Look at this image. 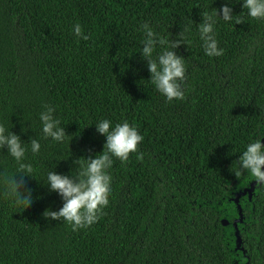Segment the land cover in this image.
<instances>
[{
	"label": "trees",
	"instance_id": "16d2710c",
	"mask_svg": "<svg viewBox=\"0 0 264 264\" xmlns=\"http://www.w3.org/2000/svg\"><path fill=\"white\" fill-rule=\"evenodd\" d=\"M225 2L0 0V123L24 141L34 176L21 187L32 203L17 205L4 182L19 164L0 149V264H264V186L239 199L241 249L234 226V198L254 182L235 175L238 158L264 136V19L232 0L233 18L215 27L224 53L209 57L197 23ZM145 22L170 39L189 29L190 43L176 49L185 60L183 99L166 100L149 81L139 53ZM76 23L89 39L74 35ZM45 105L68 134L63 142L43 136ZM102 119L128 121L143 140L127 161L112 158L108 205L73 231L43 216L63 203L47 172L78 176L77 160L103 150ZM31 138L41 144L36 154Z\"/></svg>",
	"mask_w": 264,
	"mask_h": 264
},
{
	"label": "clouds",
	"instance_id": "9594fccd",
	"mask_svg": "<svg viewBox=\"0 0 264 264\" xmlns=\"http://www.w3.org/2000/svg\"><path fill=\"white\" fill-rule=\"evenodd\" d=\"M231 3L232 0H226L219 9L214 8L212 11L200 13L201 20L197 23L199 39L205 54L209 57H218L224 53V49L218 47L215 27L218 18L225 21L233 18ZM242 8L247 10L249 17L264 19V0H242ZM138 30L143 33L139 53L147 61L149 81L166 100L183 99L185 60L183 56L177 54L176 49L181 44L190 43L185 35L189 29L185 28L177 33L176 39L160 35L147 22ZM72 32L78 38L89 39L79 23L72 26ZM158 46H162L161 51L154 56ZM54 112L52 106L45 105L39 113L43 136L56 142H63L68 134L65 128L61 127V122L54 116ZM95 128L98 133L106 137L103 150L94 157L77 160L81 163L78 176L74 177L54 170L47 172L46 176L49 191L56 192L63 203L58 210L45 209L43 216L54 220L63 218L71 225L73 231L95 223L102 209L108 205L112 181L108 170L112 167V158H118L122 163L127 161L129 154L136 152L138 143L143 140L137 128L128 121L113 125L109 119H102L95 123ZM262 141L264 136L246 144L245 150L238 158L239 171L235 175L239 178L246 172L256 184L264 186V142ZM23 142L18 134L0 123V149L6 147L7 153L19 164L16 174H20L19 180L16 179L15 174L4 182L5 195L14 198L17 205L27 208L33 200L31 190L21 191V187L24 177L34 176L32 164L23 162L27 150ZM29 142L31 152L38 153L41 148L39 140L31 138Z\"/></svg>",
	"mask_w": 264,
	"mask_h": 264
},
{
	"label": "water",
	"instance_id": "95a60500",
	"mask_svg": "<svg viewBox=\"0 0 264 264\" xmlns=\"http://www.w3.org/2000/svg\"><path fill=\"white\" fill-rule=\"evenodd\" d=\"M264 142V141H262ZM256 182L254 181L250 187L244 189L243 191L239 192L236 194L235 198H234V201L238 204V209H239V212H240V218L237 219L236 221H234V226L236 228V236H237V248H240L241 249V244H242V239H241V236L239 234V230H238V222H242L243 220V215H242V207L241 205L239 204V199L241 196H244V195H248L249 198L251 199L252 198V195H253V191L255 190V187H256ZM223 224L224 225H228L229 224V221L224 219L223 220Z\"/></svg>",
	"mask_w": 264,
	"mask_h": 264
},
{
	"label": "rangeland",
	"instance_id": "374dc122",
	"mask_svg": "<svg viewBox=\"0 0 264 264\" xmlns=\"http://www.w3.org/2000/svg\"><path fill=\"white\" fill-rule=\"evenodd\" d=\"M222 176H223V175H222V172H221V171L217 172V177H218V178H222Z\"/></svg>",
	"mask_w": 264,
	"mask_h": 264
},
{
	"label": "bare ground",
	"instance_id": "6f19581e",
	"mask_svg": "<svg viewBox=\"0 0 264 264\" xmlns=\"http://www.w3.org/2000/svg\"><path fill=\"white\" fill-rule=\"evenodd\" d=\"M19 221V220H18ZM13 228V227H12ZM10 231V230H9ZM23 237V236H22Z\"/></svg>",
	"mask_w": 264,
	"mask_h": 264
}]
</instances>
